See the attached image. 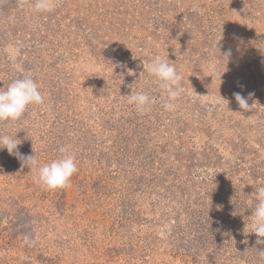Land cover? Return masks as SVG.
Wrapping results in <instances>:
<instances>
[{"label": "rangeland", "instance_id": "rangeland-1", "mask_svg": "<svg viewBox=\"0 0 264 264\" xmlns=\"http://www.w3.org/2000/svg\"><path fill=\"white\" fill-rule=\"evenodd\" d=\"M31 2L0 0V88L31 74L45 99L0 133L40 164L70 146L78 171L46 190L0 150V264H264L251 220L264 0H55L43 14ZM157 56L183 78L173 111L146 71ZM133 90L150 110L127 103ZM237 92L254 94L243 116Z\"/></svg>", "mask_w": 264, "mask_h": 264}, {"label": "clouds", "instance_id": "clouds-1", "mask_svg": "<svg viewBox=\"0 0 264 264\" xmlns=\"http://www.w3.org/2000/svg\"><path fill=\"white\" fill-rule=\"evenodd\" d=\"M18 7L23 9L26 6V0H17ZM36 14L51 12L55 7V0H32L28 5ZM220 53V52H219ZM232 50L227 49L220 54V59L224 65L230 62ZM146 71L153 82L163 90L166 100L163 104L165 111H173L176 107V101L183 92L182 75L177 71L175 63L169 59L154 57L146 67ZM129 73H132L129 70ZM128 73V74H129ZM249 93L248 97L239 92L233 93L241 112H235L243 116L252 106L249 105V99L253 96ZM127 103L132 105L138 113H145L150 110L153 98L148 92L132 91L125 96ZM44 95L40 91V85L31 74H25L20 78L14 79L7 87L0 88V124L10 126L21 119L30 106H38L44 103ZM224 100V99H223ZM225 101V100H224ZM227 102V101H226ZM228 104V102H227ZM22 141L17 135L0 133V150L6 149L9 155H15L30 170H35L36 182L46 190L54 191L64 189L70 185L73 175L78 171L76 157L70 151V146L59 147V158L50 163L40 164L35 155L25 156L19 152L18 146ZM255 206L252 211V233L257 237L256 244L264 245V187L258 188L253 194ZM25 243H35V241L25 240ZM264 256V249L258 251Z\"/></svg>", "mask_w": 264, "mask_h": 264}]
</instances>
